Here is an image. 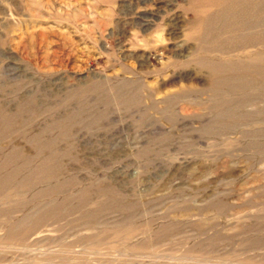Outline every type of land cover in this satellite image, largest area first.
<instances>
[{
    "label": "rangeland",
    "instance_id": "rangeland-1",
    "mask_svg": "<svg viewBox=\"0 0 264 264\" xmlns=\"http://www.w3.org/2000/svg\"><path fill=\"white\" fill-rule=\"evenodd\" d=\"M0 264H264V0H0Z\"/></svg>",
    "mask_w": 264,
    "mask_h": 264
}]
</instances>
